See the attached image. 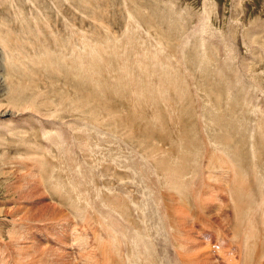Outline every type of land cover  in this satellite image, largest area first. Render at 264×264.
<instances>
[{"label":"bare ground","instance_id":"bare-ground-1","mask_svg":"<svg viewBox=\"0 0 264 264\" xmlns=\"http://www.w3.org/2000/svg\"><path fill=\"white\" fill-rule=\"evenodd\" d=\"M3 1L0 0V4ZM206 1L204 0V4ZM139 5L133 13L129 11L130 21L141 23L143 20V23L146 16L139 11ZM37 11L39 10L36 8V14H31L28 19L29 24H32L31 31L36 34L44 21V16ZM25 20L23 17L20 19L21 22ZM151 20L152 18L147 23H151ZM63 21L65 33L63 38L60 36L61 48L58 46L51 51L38 45L35 52L28 57L27 65L23 64L20 68L12 60L8 61L9 67L18 76L17 79L12 78L13 73L2 62L6 74L3 91L7 95V105L0 104V132H8L9 139L15 140L12 142L21 148L18 156L31 158L37 165V184L46 191L50 199L65 208L68 206L67 209L70 208L78 216L88 220L93 214L89 208L98 210L101 221H95H99V232L97 239L92 238L91 243L90 239L73 237L70 247V239H61L56 246H64L69 250L73 248L75 254L68 252L70 259L65 251L61 250L59 253L55 249L48 250L43 245L34 246L32 250L26 249L30 242H25L27 239H22V234L17 232L10 239L22 246V251L17 248L20 250L17 253L21 256L14 252L15 259L26 258L21 264H47L48 261H51L50 264H127L126 260L134 257L140 264H168V261L170 264H264V106L259 105L263 102V97L256 106L255 93L245 89L244 84L247 83L240 81L242 88L238 90L235 82L238 73L227 69L229 63L222 62L211 68L205 58L198 56L195 45L186 48L185 45L177 43L181 46L177 47L179 54L176 55L168 52L172 51L171 46L174 45H154L157 49L152 45L154 50L146 48V51H150L142 53L143 56H137L134 55L137 50L134 43L138 44L141 39L139 36L137 38L140 40L135 39V42L132 38L133 31L125 33L123 41L125 44L134 41V46L129 44L131 47L121 52L119 48H113L118 43L114 37L106 34L102 38L91 39L84 31L77 30L76 33L74 30L77 28L73 30L74 27L66 19L63 18ZM129 24L131 23L128 26ZM27 26L23 22L21 30L29 31ZM170 27L168 25V29L161 33V39H164L163 42L171 39L179 41L181 36L173 33L174 29L171 34ZM261 28L262 25L254 27L253 33L248 35L259 34ZM8 32L10 31L7 27L0 23L2 61L4 55L11 59L19 57L12 45L15 37H10ZM133 36L136 38L135 34ZM250 36L247 37L249 40ZM9 38H12L11 41ZM181 39L182 37L180 41ZM37 41L42 42L40 38ZM195 41L199 42L198 39ZM196 44H203L207 48L203 41ZM142 45H136L139 50L137 54L141 51L139 46L145 47ZM159 53L165 56L167 54L166 58L163 55L164 59L160 60ZM4 59L8 60L7 57ZM187 61L189 67L190 63L193 64L189 69L197 74L195 85V82L189 81L190 78H186L188 73L185 75L178 68ZM36 71H45L46 75L53 78L62 77L63 82L68 83L59 85H64L66 90L51 84V88L48 87L51 90L50 100L47 95L42 98V93L37 88L40 83L43 86L41 90L47 92L44 82L30 78ZM142 71L149 76L153 72L160 73L158 79L153 81L143 79ZM259 81L262 83L261 79ZM141 82L143 83L140 85ZM196 87L205 96L201 92H193V95L187 93V89L194 90ZM53 95H56L54 99ZM185 104L197 114L193 123L198 116L201 117L202 141H189L183 120ZM21 115H25L20 121L24 125L30 119L34 121L27 126H36L34 122H39L37 131L33 127V136H28V131L21 132L23 124L18 121L4 123L9 121L8 118ZM172 117L175 120H171ZM87 129L102 135H99L98 141L92 139L94 145H99V151L89 147L91 135L87 133ZM193 130L197 131L195 127ZM13 131L22 134L15 136ZM44 131L46 140L37 144ZM248 132H251L250 139L246 135ZM69 138H77L81 153L79 150L78 152L84 158L83 164L73 157L72 144L71 148L68 147L70 143L67 144ZM12 147L10 146L13 150L15 146ZM3 159H0L2 165ZM11 160L10 158L9 161ZM19 172L22 176V171ZM87 177L92 178L86 180ZM89 181L95 187L99 183V190L94 189L96 200L89 199L86 195L88 192L85 185ZM27 192L25 190V194L20 191L19 197L16 195L23 200L28 196L35 198L36 195ZM73 195L76 196V202L72 199ZM143 206L147 209L145 214ZM61 211L63 210L58 205L55 213H51L53 220L59 218L55 220L60 222L64 215H61ZM39 215L42 216L43 213L40 212ZM155 215L162 222L156 226L159 225L167 239H157L155 236ZM138 220L141 228L136 222ZM196 226L213 231V247L209 241L206 242L200 237ZM60 228L63 229L62 225ZM0 244L5 246L1 238ZM10 244L11 242L8 245ZM8 251L10 254L11 250ZM53 251L59 254L62 261ZM45 253L52 255L49 260ZM39 257L45 261L42 262ZM7 258L2 260L4 264H8L5 263ZM17 260H14L16 264L20 261Z\"/></svg>","mask_w":264,"mask_h":264},{"label":"rangeland","instance_id":"rangeland-1","mask_svg":"<svg viewBox=\"0 0 264 264\" xmlns=\"http://www.w3.org/2000/svg\"><path fill=\"white\" fill-rule=\"evenodd\" d=\"M206 2L207 3L204 4V0H70V1L69 0H5V3L3 1V3L0 4V23L4 24L7 27V29L10 31V32H8L9 34H11L10 37H12V38H13V36L15 37V39L13 40L14 44H12V45L15 48V53H17L19 57L16 59H11L10 56L4 55L3 61H2V59H0V104L7 105L6 104L7 103V95L3 91L4 84H5V82L3 80H5L6 74H5V71H4L5 68L3 67L2 62L5 63L6 66L9 68L10 72L13 73L12 78L17 79L18 76H16L15 72L9 67L8 61L12 60L15 63L16 67L20 68L23 64L27 65L28 57L31 56L35 52V48L38 45H42V46L48 48L49 50L53 51V49L55 47H58L60 42H61L60 36H62L65 33L64 21H63V18H64L69 23L72 24V27H74V28H72L73 30L75 29V27L77 28L74 30L76 33H77V30L79 32H80V30H81V32L84 31L88 35V37L91 39L102 38L103 35L106 36V34L114 37L115 39L118 40L119 44L116 42L114 44L116 47H114V45H113V48L114 49L119 48L118 50H120L121 52L126 51L128 49L127 47H131V46L133 47L134 46L132 44V43H134V41L126 43L127 45L123 41V39H124L123 35L127 32L133 31L132 32L133 33L132 34L133 40L137 39V41H139L141 39L142 44H144V45L140 44L141 40L138 42V44L140 46L141 45L145 46V47L139 46V49L141 51L138 52V54H137V51H139V50L137 47L138 44L135 40L136 43H134V44H136L137 46L135 45L134 47H136L137 50H135L134 55H137V56H140L142 53H146L148 51V50L146 51V48H148L150 50L151 49L154 50L155 48L157 49V47H155L154 45L158 46L161 44L163 47H170L171 45H174V47L171 46L172 51H168L169 53L171 52L172 55H176V53L179 54V50H177V47L180 48L181 45L178 46L177 43L185 45L186 48H188V47L190 48L191 46L193 47L195 45L196 53L198 54V56L205 58L208 61L209 66L211 68L216 67L218 64H220L222 62H228L229 64L227 66V69L236 71L238 73L237 77L235 79L238 90H240L242 88L240 81L247 83V84H244L245 89L247 88V90H248L247 92L255 93L254 104H256V106H257L258 103L264 99V90H263L264 89V85H263V83H264V81H263L264 80V0H207ZM138 4H140L139 5V7H140L139 11L144 13L143 15L146 16V17H144L146 20L144 19L143 23H142L143 20H141V23L139 21H137V23H136V21L134 22V20L130 21L129 11L131 13H133V11H135V7L138 6ZM208 6H209V8H208ZM36 8L39 10L37 12L38 13L41 12V14L44 16V21L41 22L40 30H39V33H37V34L34 33L33 31H31V30H33V29H31L32 24H29V21H28L29 17L32 16L31 14H33V15L36 14ZM165 14H167V15H165ZM147 15H149L148 17H150V18H148ZM22 17L26 19L23 22H26L27 25L29 26V27L27 26L28 29H30L29 31L25 30L26 33L23 32L21 30V27H20L21 24L23 23L20 21V19ZM177 17H179L180 19ZM151 18H152L151 23H150V21L147 23V21L150 20ZM166 21L168 23H166ZM152 22H153V24H152ZM180 22H183V24L181 25ZM128 23H131V24H129V26H128ZM172 23H173V25H172ZM134 24H136V26ZM103 25H105V27ZM168 25H171V27L169 28V29H171L170 30L171 34L176 33V35L181 36L182 41H180L181 37H179V41L173 40L174 41L173 42L171 39V41L168 40V42H167V40H166L165 42H163L164 39H161V33L163 34L164 30L168 29L167 28ZM260 25H262V28L259 31V34H256L253 36L248 35V33L249 34L253 33L252 30L254 27L260 26ZM172 29H174L173 33H172ZM208 30H209V32H208ZM50 31H53V32H50ZM29 32H33V34L32 33L29 34ZM137 32H138V34H137ZM177 32H178V34H177ZM134 34H135L136 38H134V36H133ZM141 34H143V35H141ZM139 36H140V39H138ZM249 36H250V40L248 39ZM27 37H33V39L31 40V38L28 39ZM37 38H40L42 40V42L39 43L37 41ZM62 38H63V36H62ZM145 38L147 39L146 41H145ZM158 38H160V41H157ZM11 39L9 38V41H11ZM196 39H198L199 42H202V41L205 42V44L207 45V48H204L203 44L200 46H199V44L197 45L196 43H199V42L195 41ZM247 39L250 42H248ZM149 42H151V44ZM158 42H159V44H158ZM170 43H172V44H170ZM193 43H195V44H193ZM255 43L258 45H256ZM122 44H124V45H122ZM247 44H249V45H247ZM148 45H150L151 47L153 45V47H155V48L148 47ZM254 45H256L258 47L254 46ZM254 47H256V48H254ZM59 48H61V47L59 46ZM143 48H144L145 52L142 51ZM215 49H217V50H215ZM255 49H257V50H255ZM1 50L2 49L0 48V53H1ZM252 50H254V52ZM221 51H222V53H221ZM168 52H167V54H168ZM167 54H166V56H167ZM159 55L161 56L160 60L164 59L163 53H159ZM228 55H230V56H228ZM252 55H254V56H252ZM0 56H1V54H0ZM69 56H70V54L67 57H69ZM141 56H143V54ZM166 56H165V58H166ZM4 57H7L8 60H5ZM129 59H130V57L127 60H129ZM188 63H189L188 61H187V63L184 62L178 68L179 69L181 68V72H184L185 75L188 73L187 74L188 77H186V78H190L189 81L195 82V80L197 79V74H196V72H192L189 69L191 67V65L193 66V64L190 63V67H189ZM182 68L185 71H182L183 70ZM44 72L45 71H42V72L36 71L34 74L31 75L30 78L34 79L35 81H43L44 82V84H45L44 89L47 90V92L42 91L43 86L40 83L38 84L37 90H40L39 92L42 93V98L44 95H47L49 97V100H50L51 84L56 85L57 87L61 88L62 90H66L64 85L60 86L59 83L67 84L68 82H63V80L61 79L62 77H60V76L59 77L55 76V78H53V77L46 75L47 73L46 72L44 73ZM159 73L160 72H153L152 75L149 76L146 72L142 71L141 77L143 79L148 78V80L151 79L153 81H156L158 79ZM127 78H129V77L127 76ZM259 79H261L262 83H260ZM255 80L258 84H256ZM50 81H51V83H50ZM18 82H21V81L18 80ZM143 82H141L140 85ZM196 83H197V81L194 83V85ZM259 84H261L262 87ZM48 87H50V88L48 89ZM68 89L73 90V88H68ZM175 90H177V89H175ZM193 92H199V93L201 92L202 95L205 96L204 92L202 90L199 91L197 89V87L194 90H192V89L188 90L187 89L188 94L193 95L194 94ZM200 94H199V96H202ZM256 94L257 95L259 94L260 96L259 95L258 96L260 98H258V96ZM55 96L56 95H53L52 99H54ZM262 97H263V99H262ZM256 99L257 100L259 99V101H257ZM263 102H264V100H263ZM263 102H260L259 105L264 106ZM254 104H253V106H254ZM196 115H197L196 112H194V110L188 104H185V110L183 112V120H184L185 125H186L189 141L191 140L194 142L202 141L201 117L198 116V119L196 120V122L193 123V118L196 117ZM26 117H28V116L26 115ZM24 118H25V115L16 116V117L8 118L9 121H4V123H8L10 121L20 122ZM172 118H171V120H175V118H173V119ZM33 121L34 120H32V119H30V121H27V122L24 121L25 125H24V123L20 122L21 125L23 124L21 132H24V131L27 132L28 131L27 133L25 132L28 136H30L31 134L34 135V132L38 130L36 128V126L38 127L39 122L38 123H37V121L34 122L36 126H34V125L27 126V124L29 122H33ZM24 127H29L30 129L29 128L25 129ZM33 127H34V129L36 128L35 131H34ZM194 127L197 129V131L193 130ZM82 130H85V129H82ZM90 130L87 129V131H88L87 133L89 135H91V136H89V140L91 139V143H90L89 147L92 146L91 149L99 151V149H100L99 145H94L93 143H94V141L99 140V135L100 136H102V135L100 134V132H96L95 130H92V129H90ZM0 131H2V130H0ZM13 132L15 133V136L22 134V133H18V132L16 133V131H13ZM93 132L94 133L96 132L95 133L96 136ZM3 133H6V132H0V142L2 140V142L0 144V149L3 150V151L0 150L1 151L0 152V155H1L0 159L2 160L3 158H1V157H4L5 159H3V160L5 162L6 161L7 162L5 163L4 161H2V163H4V165H2L1 160H0V238L4 241L5 246L8 245L10 242H11V244H10L11 246L8 245L5 247L2 244H0V255L2 256V258H0V264H4V262L2 260L4 258L6 259L7 257L8 258H7V260H5L6 261L5 263H8V264H13V263L16 264L14 262V260L16 261L18 259L17 261H19L21 258H23V257H21L19 259V257H17V259H15L16 258L15 254H17L18 256H21L18 253L20 252V250L22 251V248H21L22 246H20L21 245L20 243H17L13 240H12L13 241V243H12V241L10 240L14 236V234L17 232L22 234V239H27V240H25V242L31 243V245L29 243V247H31V246L32 247L30 249H29V247L26 248L28 250H32V248L34 246L38 245L37 247H43L44 246L48 250H54L55 249V250H57V252H59L61 250L65 251L67 256H68V252H71L73 254H75V252L73 251V248H72V250H69V248H66L64 246L61 248L57 247L56 244L58 242H60L61 239H70L69 240V242H70L69 247L71 246V244L73 242V240H71V239H73V237L75 239H90V243H91L92 238L97 239L96 236L99 232L98 229L100 227L99 221H101L100 220L101 219L100 213L97 212L98 210L89 208L91 214L93 213L95 216H93V214L92 215L89 214V216L90 215L93 216L94 219H93V217L91 218V216H90L89 218L91 220L90 219L88 220L86 217L78 216L70 208L67 209L68 206H66L67 208H65L59 202H56L55 200L50 199L49 196L47 195L46 191H44L43 188L40 187L39 184H37V183H39V173H38L37 165L31 160V158L23 157L25 159L24 160L23 158L18 156L19 153H21L20 152L21 148H19L18 146H16L12 142V141H15L14 139H9L10 134L8 132H7L8 134L7 133L3 134ZM97 133H99V134H97ZM235 133L236 132H234V134ZM250 134H251V132L246 133V135L249 137V139H250ZM33 135H31V136H33ZM92 135L94 137H92ZM92 139L94 141H92ZM43 140H46L45 131H44V134L42 136H40L39 140L37 141V144H42ZM10 142H12V143H10ZM67 142H66L67 144L70 143L69 146L67 145L70 148H71V144H72V147L74 149V151L72 149L73 157L76 158L78 161H80L83 164L84 158H82L80 156L82 154H80L81 152H80V147H78L77 138H75L74 140H73V138L72 139L69 138L67 140ZM7 145H8V148H7ZM5 146H6V148H5ZM10 146L11 147L15 146V147L14 148L12 147L13 148V150H12L10 148ZM15 148H17V149H15ZM87 149H89V148H87ZM18 150H19V152H17ZM78 150L80 153L78 152ZM4 152H5V154H4ZM6 152L9 154H7ZM1 153H3L4 155ZM97 154L99 156V153H97ZM10 156H13L15 158V161H13L14 158L10 157ZM7 157L8 158L10 157L12 160L9 161L10 158L7 159ZM79 158L81 160H83V162L81 160H79ZM9 162L12 164V166L14 165L15 167L13 168ZM14 162H15V164H14ZM19 164H21V165H19ZM87 164H89V163H87ZM5 165H7V166H5ZM26 166H27V168H26ZM8 167H10V168H8ZM18 167H19V169H18ZM28 167H30L31 169ZM15 168L18 169V171ZM24 170H25V172L28 171L29 174H28V172H27V174H25V172H23ZM19 171H22V176L25 178V180L21 176V172H19ZM18 176H21L19 178L20 179L22 178V179L21 180L18 179ZM25 176H27V177H25ZM31 177H33L34 179L33 178L31 179ZM89 178L91 180L92 177H87L85 179L89 180ZM98 178H99V176H98ZM34 180H35V182H33ZM23 181H25V183ZM27 182H29L30 184L29 183L27 184ZM89 182L90 183H87L85 185L87 187L86 192H88V193H86V195L89 199L96 200L97 197H95V196H97V195L96 194L94 195V192H95L94 189L97 188V190H99V183L95 187L94 184L92 183V181H89ZM98 182H99V180H98ZM91 186H93V187H91ZM19 187L21 188V190ZM17 188L21 191V193H25V190H26V191H28L27 194L29 193V194H33L36 196L34 199L31 198L30 196H28L30 198L27 197L25 200L19 199L18 197L20 195L19 194L20 191ZM34 188H36V189H34ZM89 189H91V190L89 191ZM90 192H92V193H90ZM16 194H18V197ZM72 199L75 200V202H76V196L75 195H73ZM51 204L54 205V207ZM44 205H46L45 209H42V207ZM58 205L63 210V211H61V215L64 214L62 216L63 219L61 217V220H60L61 223L59 222V220H55V219H59V218H55L53 220V218L51 217V213L52 212L55 213ZM16 210H17V212H16ZM143 210H144V214H145V211L147 209L144 207ZM40 212L43 213L42 216L39 215ZM146 215L149 216L150 214L146 213ZM96 219H99V221H95ZM131 219H133L132 216H131ZM47 220H49V221H47ZM95 222L97 224H95ZM118 222L123 224L120 221H118ZM136 222H138L139 226H140V220H138ZM68 223H70V224H68ZM142 223H143V219H142ZM160 223H162V222H159L156 219V215H155L154 225L156 227V232H157V234H155V236L157 237V239L158 238L159 239H161V238L167 239L166 237H164V232H163V230H161L159 225L156 226L157 224H160ZM61 225H62L63 229L60 228ZM16 227L17 228L19 227V228L17 229ZM15 228L17 229V231ZM140 228H141V226H140ZM158 228H159V230H158ZM123 234H126V232ZM8 235H10V236H8ZM7 239L9 241H7ZM31 240H32V242H31ZM14 243L18 244V245L16 246ZM41 245H43V246H41ZM14 246H16L15 250H14ZM1 247H2L3 251L7 252L6 253L7 255L5 254V252L2 251ZM11 247H13V248L11 249ZM17 248H20V250L19 249L17 250ZM6 249L11 250V253L13 255H10L11 253L9 254L8 253L9 251ZM14 252H15V254H14ZM54 252L55 251H53L52 253H54ZM4 254H5V256H3ZM45 254H46L47 260H49L50 259L49 257L52 256V255H49L48 253H45ZM56 254H58V253H56ZM47 255H49V256H47ZM10 256H12V257L14 256V258L11 257V259H10ZM58 258H59V260H61L59 254H58ZM68 258H69V256H68ZM71 258H72V256H71ZM12 259H13V261H12ZM39 259H41V261H42V258L39 257ZM24 260H26V258L21 259L18 262V264H21L20 262L24 261ZM56 260H57V258H56ZM59 260H57V261H59ZM44 261H45V259L42 262H44ZM126 262H127V264H140L139 261L137 260V258H135V257L131 258V259H127ZM50 263H51V261L47 262V264H50ZM167 263L170 264L169 261ZM30 264H32V263H30ZM74 264H75V262H74Z\"/></svg>","mask_w":264,"mask_h":264}]
</instances>
